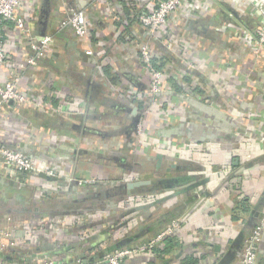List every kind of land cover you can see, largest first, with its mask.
<instances>
[{
	"label": "crops",
	"instance_id": "1",
	"mask_svg": "<svg viewBox=\"0 0 264 264\" xmlns=\"http://www.w3.org/2000/svg\"><path fill=\"white\" fill-rule=\"evenodd\" d=\"M159 1L22 0L17 15L29 31L4 23L0 83L21 76L22 89L52 113L13 102L3 107L0 145L50 163L58 176L13 177L0 162V226H8L16 242L0 255L3 263L42 264L48 255L58 262L87 256L88 262L97 259L92 254L138 246L180 220L181 246L166 255L155 249L136 254L124 264H182L187 256L196 264H241L238 253L258 222V264H264V53H254L246 38L264 0H183L168 25L153 33L138 16ZM77 10L87 15L84 39L61 28ZM46 35L54 36L51 49L27 66L31 43ZM144 44L171 70L164 87L175 95H165L170 108L160 122L150 99L142 101L150 87L139 56ZM64 100L68 106L60 110ZM134 106L140 109L135 116ZM121 113L130 120L123 129L98 127ZM158 138L203 151L204 165L165 163L168 151L157 149L158 165L154 149L144 148ZM138 146L148 156L143 163L157 161L155 172L164 170L163 176L135 177V166L143 164L131 154ZM147 179L152 184L128 192L127 183ZM161 179L184 180L165 188L156 184ZM2 203L22 217L12 222Z\"/></svg>",
	"mask_w": 264,
	"mask_h": 264
},
{
	"label": "built area",
	"instance_id": "2",
	"mask_svg": "<svg viewBox=\"0 0 264 264\" xmlns=\"http://www.w3.org/2000/svg\"><path fill=\"white\" fill-rule=\"evenodd\" d=\"M22 0H0V68L4 66L7 60V54L3 43L2 27L7 21H14L17 29L22 32H28L26 22L23 17L17 15V10L21 5ZM183 0H160L157 5L148 12H143L138 16L139 22L151 32L157 33L162 28L168 25L170 15L182 4ZM264 10V7H263ZM62 29H69L79 39H84L87 36V15L84 10H77L70 14L67 18L61 22ZM246 38L250 41L254 53L261 55L264 53V11L260 16V20L255 24V28L251 33H248ZM54 40V36L46 35L42 38L35 40L31 43L30 56L27 58V66H36L39 60L46 57L48 51L51 49V44ZM139 56L141 62L147 69L150 78V87L146 96L142 99L143 103L147 104L148 99L151 103L149 106H154L151 109L153 111L165 113L170 108L164 97L167 94L175 95L170 89H165L164 84L168 82L170 69L159 68L156 64V54L152 48L144 44L140 47ZM158 63V62H157ZM199 62H191L189 65V71L196 70ZM26 66V67H27ZM141 101V100H140ZM17 103L23 106L42 107L44 106L46 112L52 113V110L47 109V104L44 100H37L35 96L22 89L21 76H14L12 79L0 83V116L3 107L10 103ZM68 106V102L64 100L62 106ZM100 108L106 109L105 106L99 105ZM52 109V108H51ZM58 110V109H57ZM94 110H99L98 108ZM101 110V109H100ZM70 114H80L77 111L68 110ZM258 114H256L257 117ZM258 116H261L259 114ZM141 130V135L144 133V125L138 123ZM140 132V131H139ZM180 144L179 142H177ZM156 144V145H155ZM147 145H155L164 147L165 149H171L179 153V157L182 159L195 160L197 164L203 163L204 153L201 150L192 148L190 145L183 143V146L178 147L176 144L167 140L157 139V142H148ZM172 146V147H170ZM0 162L10 168L9 174L13 177L21 174H31L34 176H49L56 177L58 173L56 169L46 161H38L33 156L28 155L24 151L12 147H5L0 145ZM82 183V182H80ZM181 221L173 220L165 228L152 237L149 241L140 244L138 246H132L128 248L117 249L109 256H107L102 264H124L127 258H130L136 254L144 253L152 250L154 246L163 244L164 240L171 236H176L177 232L181 229ZM263 241V226L261 222H258L253 228L251 235L245 240L244 248L238 253V258L241 264H258V246ZM16 245L13 239L12 231L8 226H0V255L3 252L9 250ZM1 260V259H0ZM0 264H5L0 261ZM42 264H87L85 260L79 258L71 262H58L51 256H44L42 258Z\"/></svg>",
	"mask_w": 264,
	"mask_h": 264
},
{
	"label": "rangeland",
	"instance_id": "3",
	"mask_svg": "<svg viewBox=\"0 0 264 264\" xmlns=\"http://www.w3.org/2000/svg\"><path fill=\"white\" fill-rule=\"evenodd\" d=\"M165 98V97H164ZM166 101V100H165ZM156 113H158L157 111L155 112H153V115L155 114V115H157ZM160 116L161 117H164L165 116V113H161V114H159V116L157 117V121H159V118H160ZM171 116H174V114L172 113L171 114ZM175 116H178V115H175ZM127 117V116H126ZM179 119V118H178ZM108 120V121H107ZM167 120V119H166ZM105 121H107L106 123H104L103 125L102 124H98V127H105V126H108V125H110V128H112V129H117V127H119V128H124V127H126L127 126V124H128V122H130V120L128 119V117L127 118H124V117H122V113L120 114V117H117V116H110V118L109 119H106ZM160 121H163V120H160ZM159 121V122H160ZM109 122H110V124H109ZM117 122H118V124H117ZM141 123H142V121H141ZM117 126V127H116ZM138 127H137V132H138V135H140L141 136V130H140V128H139V125H137ZM140 131V132H139ZM133 136V135H132ZM162 140H164V139H162ZM182 141V140H181ZM184 141H186L187 142V140H184ZM180 144H178L177 142H174V144H176L178 147H180V146H183V142H179ZM140 144H142V142L140 143ZM156 145V144H155ZM155 145H147V142H145L144 143V148L145 149H154L153 151H152V153L153 154H157V153H155V151H158L157 149H160V151L162 150V151H168V152H165L164 154L166 155V161H165V163H169L170 161V159H175V160H177V162L178 163H180V164H182L183 162H191V163H195L196 161L195 160H193V159H189L190 157H187V159L188 160H186V159H182L181 157H179V153H177L176 154V151H174V150H171V149H168V148H166V149H164V148H162V147H160L159 145L158 146H155ZM130 146H132V143L130 144ZM170 147H172V146H170ZM142 146H138V148H137V150L138 151H141L140 153H138V151H135L134 150V152H132L131 154H133V155H135V157L137 158L136 160H139V162H141V163H143V161H146V158L148 157L147 155H142L141 153H142ZM150 156H153V155H150ZM167 158L169 159V160H167ZM138 162V161H137ZM157 164V161H155V160H152V162H150L149 164H148V162H146L145 164L143 163L142 165H139V166H135V169H134V173H136V175H135V177L136 176H138V177H140V178H142V177H145V176H152V177H161V176H163L164 175V170H161L159 173H156L155 172V165ZM197 164V163H196ZM144 165V166H143ZM147 165H152L150 168H148L147 167ZM169 165V164H168ZM198 165H201L200 163L198 164ZM202 165H204L203 163H202ZM152 172L154 173V174H152ZM129 174V173H128ZM167 175L169 174V172L168 173H166ZM161 175V176H160ZM124 230H121V232L122 233H125V232H123ZM120 232V231H119Z\"/></svg>",
	"mask_w": 264,
	"mask_h": 264
},
{
	"label": "trees",
	"instance_id": "4",
	"mask_svg": "<svg viewBox=\"0 0 264 264\" xmlns=\"http://www.w3.org/2000/svg\"><path fill=\"white\" fill-rule=\"evenodd\" d=\"M156 61L158 62H156V64H157V66L159 67V68H165V62H163V59L160 57V59H156ZM170 82L171 83H174V80H173V78L172 79H170ZM174 85H175V83H174ZM175 89H177V86L175 85ZM103 105H104V103H103ZM106 107L107 108H110V106H108V105H106ZM113 113V112H112ZM112 113H110L111 115H113ZM27 191V190H26ZM9 199V198H8ZM12 200V199H11ZM2 207L3 208H5L6 209V211L8 210V209H10V210H8V212H6V213H8V214H12V212H13V208H11V207H9V206H7V205H5L4 203H2ZM184 210H185V208H184ZM25 211V210H24ZM24 214H25V212H23V213H21V215H23L24 216ZM11 217H12V222H15L17 219H19L20 217H22V216H20V215H11ZM163 228H165V227H163ZM162 228V229H163ZM162 229H160L159 231H161ZM158 231V232H159ZM157 232V233H158ZM157 233L154 235V236H156L157 235ZM151 239V238H150ZM150 239H148L147 241H149ZM146 241V242H147ZM143 243H145V242H143ZM142 243V244H143ZM161 244H159V245H157V246H154L153 248H152V250L153 249H155L156 250V252H158V253H160L161 255H166V254H170V252L172 251V249H175V248H177V247H179V246H181V244H180V242H179V240L176 238V236H171V237H168V238H166L165 240H164V242H163V247H159ZM105 252H102V253H99V254H92V255H94V257L96 256L97 257V259L96 258H93V260H90V261H88L87 262V264H102V262H103V260L106 258L105 257V254H104ZM87 257V256H86ZM86 257H84V259L86 258ZM75 261V260H74ZM66 262V261H65ZM198 262V260H197V258H194L193 256H187L184 260H183V263L182 264H196Z\"/></svg>",
	"mask_w": 264,
	"mask_h": 264
},
{
	"label": "water",
	"instance_id": "5",
	"mask_svg": "<svg viewBox=\"0 0 264 264\" xmlns=\"http://www.w3.org/2000/svg\"><path fill=\"white\" fill-rule=\"evenodd\" d=\"M138 110H140L139 109V107H137V106H134V107H132V108H130L129 109V111L132 113V115H136L137 113H138ZM139 116V115H138ZM139 119H140V117H139ZM139 123V122H138ZM138 125V124H137ZM157 158L159 159L158 160V165L161 163V159H162V154H157ZM184 179H161V180H159L158 181V183H156V184H160V185H163V186H165V188H172L174 185H176V184H179L181 181H183ZM204 181H207V179L206 180H204ZM203 180H202V182H200V184H203V182H204ZM81 185H85V183H80ZM150 184H152V182H151V180H138V181H135V182H129V183H127L126 184V187L128 188V192L130 193L131 192V189H133V188H139V187H141V186H145V185H150ZM153 191H156V189L155 188H153ZM206 193V192H205ZM201 193H199L197 196L198 197H200L201 195H200ZM235 254H236V252H235ZM234 254V255H235ZM85 263H86V261H85Z\"/></svg>",
	"mask_w": 264,
	"mask_h": 264
},
{
	"label": "flooded vegetation",
	"instance_id": "6",
	"mask_svg": "<svg viewBox=\"0 0 264 264\" xmlns=\"http://www.w3.org/2000/svg\"><path fill=\"white\" fill-rule=\"evenodd\" d=\"M183 163H185V162H183Z\"/></svg>",
	"mask_w": 264,
	"mask_h": 264
}]
</instances>
